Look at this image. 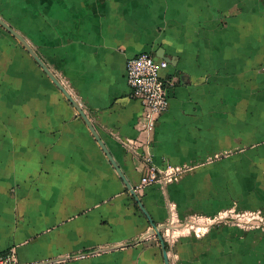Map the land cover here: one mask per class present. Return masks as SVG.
<instances>
[{"label":"crops","instance_id":"crops-1","mask_svg":"<svg viewBox=\"0 0 264 264\" xmlns=\"http://www.w3.org/2000/svg\"><path fill=\"white\" fill-rule=\"evenodd\" d=\"M0 16L68 83L110 153L0 26V253L165 264L129 183L154 223L174 226L179 264H264L258 231L190 233L196 217L264 210V0H0ZM141 53L168 62L170 106L152 128L126 78ZM145 156L190 169L141 187Z\"/></svg>","mask_w":264,"mask_h":264},{"label":"built area","instance_id":"built-area-1","mask_svg":"<svg viewBox=\"0 0 264 264\" xmlns=\"http://www.w3.org/2000/svg\"><path fill=\"white\" fill-rule=\"evenodd\" d=\"M168 66L167 61H158L151 53H141L135 57L129 58L126 61V78L127 83L131 88L132 95L141 100L144 105L143 119L146 121L149 127H153L159 115L167 111L170 106L169 87L171 83L165 81L161 77V70ZM61 83L68 90L67 82ZM69 91V90H68ZM70 92V91H69ZM137 152L136 148H133ZM143 175L141 177L140 186L144 187L152 184L165 185L171 182L178 181L188 171V166H173L166 165L163 168L157 167L150 156H145L143 160ZM236 212V213H235ZM229 213H235L238 218V226L241 228H260L264 224V210H239L236 205L230 209L217 213L212 218H200L196 217L192 223V228H195L197 234L208 230L211 225L218 223L228 224L225 220ZM233 216V215H232ZM256 218L260 219L257 225H251L249 223L254 222ZM204 219L207 221L204 222ZM172 226V224H170ZM197 225H203L205 229L198 230ZM174 226H172L173 228ZM172 229H166L164 233L165 239H167L172 246L175 240V231ZM170 264H179L176 254L168 251ZM52 260H39L26 264H49ZM0 264H23L17 255L15 248L0 253Z\"/></svg>","mask_w":264,"mask_h":264},{"label":"water","instance_id":"water-1","mask_svg":"<svg viewBox=\"0 0 264 264\" xmlns=\"http://www.w3.org/2000/svg\"><path fill=\"white\" fill-rule=\"evenodd\" d=\"M0 26L4 28L7 32H9L11 35H13L17 40H19V42L26 48V50L31 54V56L38 62V64L44 69V71L51 77V79L55 82V84L60 88V90L64 93V95L68 98V100L75 106V108L78 110L80 115L84 118L85 122L88 124L89 128L93 132L94 136L96 137L97 141L100 143L101 147L106 152V154L110 155L109 150L107 149V146L105 145L103 140L100 138V136L97 134L93 124L90 122V120L88 119L87 115L84 113L82 108L80 107L77 100L65 88V86L61 83V81L50 71V69L46 66V64L42 61V59L36 54L35 50L32 48L30 43L15 28H13L10 24H8L1 16H0ZM110 160L114 164V161L112 159ZM119 172L122 174L120 170ZM123 175L124 174H122V177L124 178ZM127 186H128L130 193L132 194L136 202L139 204L143 212L146 214V216L148 217L152 225V229L149 231V234H155L161 242L165 264H170L169 254L167 250V243H166V239H165L163 231L166 229H172V226L170 225V223L162 224V225H157L156 223H154L153 219L149 216L148 212L145 210L135 188L129 183H127Z\"/></svg>","mask_w":264,"mask_h":264},{"label":"rangeland","instance_id":"rangeland-1","mask_svg":"<svg viewBox=\"0 0 264 264\" xmlns=\"http://www.w3.org/2000/svg\"><path fill=\"white\" fill-rule=\"evenodd\" d=\"M224 211V210H223ZM248 211H252V210H248ZM236 213V212H235ZM235 213L231 214L229 213V216L225 219L227 220V222H230L228 223L229 225H232V226H236V227H240L238 226V224L236 222H238V218L236 217ZM233 215V216H232ZM207 221V219H204V222ZM260 222V219L259 218H256L254 222H251L249 224L251 225H257V223ZM264 223V222H263ZM220 224H224V223H218V224H215V225H220ZM211 226H214V225H211ZM261 227L260 228H243L245 230H249L250 232H253V231H258L260 232L261 234L264 235V224L260 225ZM241 228V227H240ZM183 232H189L187 229H185ZM195 233V228H191L190 229V233ZM254 233V232H253ZM178 234H182L181 232H179Z\"/></svg>","mask_w":264,"mask_h":264},{"label":"bare ground","instance_id":"bare-ground-1","mask_svg":"<svg viewBox=\"0 0 264 264\" xmlns=\"http://www.w3.org/2000/svg\"><path fill=\"white\" fill-rule=\"evenodd\" d=\"M198 226H203V225H198ZM204 227V226H203ZM201 228V227H200ZM198 230H200V229H198Z\"/></svg>","mask_w":264,"mask_h":264},{"label":"trees","instance_id":"trees-1","mask_svg":"<svg viewBox=\"0 0 264 264\" xmlns=\"http://www.w3.org/2000/svg\"><path fill=\"white\" fill-rule=\"evenodd\" d=\"M239 210H241V209L239 208Z\"/></svg>","mask_w":264,"mask_h":264}]
</instances>
